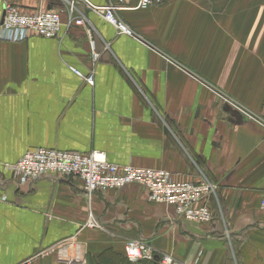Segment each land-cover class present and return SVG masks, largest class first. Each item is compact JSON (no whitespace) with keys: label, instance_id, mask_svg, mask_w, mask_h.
Segmentation results:
<instances>
[{"label":"crops","instance_id":"1","mask_svg":"<svg viewBox=\"0 0 264 264\" xmlns=\"http://www.w3.org/2000/svg\"><path fill=\"white\" fill-rule=\"evenodd\" d=\"M6 3L66 18L63 0H0V22ZM77 11L84 25L60 39L0 42V264H64L65 241L84 264H103L124 259L125 238L190 264H264V0L121 10L131 36L81 3ZM91 68L93 86L72 72ZM39 148L206 178L213 219L181 220L138 185L89 197L78 179L18 185L5 165Z\"/></svg>","mask_w":264,"mask_h":264},{"label":"built area","instance_id":"2","mask_svg":"<svg viewBox=\"0 0 264 264\" xmlns=\"http://www.w3.org/2000/svg\"><path fill=\"white\" fill-rule=\"evenodd\" d=\"M63 1L66 4L65 20H62L59 11L44 9L24 11L11 3H6L0 23V42H21L30 36L60 39L63 33L69 32L73 27L84 25V16L77 11L79 3L112 26L116 36H131L130 29L118 16L121 10H144L160 6L168 0H108L104 7L90 5L85 0ZM91 58L92 63H96L98 54L92 51ZM72 72L86 85L93 86V68L86 75L77 69H72ZM260 123L264 126V121ZM4 168L18 185L32 183L47 176L78 179L88 197L95 192L120 190L128 185H138L146 190L149 202L172 207L175 216L181 220L209 223L213 219L208 203L216 192V186L206 178L197 182L179 181L163 169L110 163L104 154L97 151L78 153L39 148L27 151L18 161L5 165ZM1 199L6 200L3 196H0ZM262 205L264 207V192ZM87 226L92 229L99 227L91 217ZM124 253L127 261L131 263L143 260L155 264H190L154 249L139 238H125ZM56 258L64 264H84L78 244L70 241H65L58 247Z\"/></svg>","mask_w":264,"mask_h":264},{"label":"trees","instance_id":"3","mask_svg":"<svg viewBox=\"0 0 264 264\" xmlns=\"http://www.w3.org/2000/svg\"><path fill=\"white\" fill-rule=\"evenodd\" d=\"M105 261L102 262L103 264H122V263H128L129 261H127V259L125 258V253H124V259L119 257V258H116L113 256L111 257H105ZM131 263V262H130ZM129 263V264H130ZM132 264H155V263H152V262H147V261H138V262H135V263H132Z\"/></svg>","mask_w":264,"mask_h":264},{"label":"rangeland","instance_id":"4","mask_svg":"<svg viewBox=\"0 0 264 264\" xmlns=\"http://www.w3.org/2000/svg\"><path fill=\"white\" fill-rule=\"evenodd\" d=\"M3 14H4V12H3ZM2 18H3V16H2ZM1 21H2V20H1ZM0 23H1V22H0ZM1 197H2V196H1ZM0 201H1V202H5L4 199H1ZM129 263H130V262H128V263H126V264H129ZM122 264H125V263H122ZM130 264H132V263H130Z\"/></svg>","mask_w":264,"mask_h":264}]
</instances>
